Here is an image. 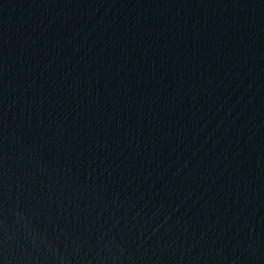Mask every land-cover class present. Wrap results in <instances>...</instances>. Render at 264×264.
I'll list each match as a JSON object with an SVG mask.
<instances>
[{
  "label": "water",
  "instance_id": "1",
  "mask_svg": "<svg viewBox=\"0 0 264 264\" xmlns=\"http://www.w3.org/2000/svg\"><path fill=\"white\" fill-rule=\"evenodd\" d=\"M264 50V0H0V199L93 161Z\"/></svg>",
  "mask_w": 264,
  "mask_h": 264
}]
</instances>
